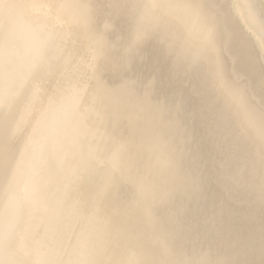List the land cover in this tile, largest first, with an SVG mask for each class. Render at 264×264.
I'll return each mask as SVG.
<instances>
[{"label": "bare ground", "instance_id": "1", "mask_svg": "<svg viewBox=\"0 0 264 264\" xmlns=\"http://www.w3.org/2000/svg\"><path fill=\"white\" fill-rule=\"evenodd\" d=\"M0 264H264V0H0Z\"/></svg>", "mask_w": 264, "mask_h": 264}]
</instances>
